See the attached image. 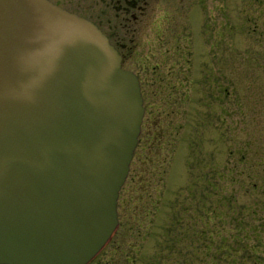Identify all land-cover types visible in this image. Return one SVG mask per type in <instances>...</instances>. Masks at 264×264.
I'll return each instance as SVG.
<instances>
[{"label":"water","instance_id":"water-1","mask_svg":"<svg viewBox=\"0 0 264 264\" xmlns=\"http://www.w3.org/2000/svg\"><path fill=\"white\" fill-rule=\"evenodd\" d=\"M145 115L92 20L0 0V264H89L116 233Z\"/></svg>","mask_w":264,"mask_h":264},{"label":"rangeland","instance_id":"rangeland-1","mask_svg":"<svg viewBox=\"0 0 264 264\" xmlns=\"http://www.w3.org/2000/svg\"><path fill=\"white\" fill-rule=\"evenodd\" d=\"M58 1L93 18L106 32L116 25L122 37L143 39L140 55H132L124 66L141 74L146 110L154 87L159 91L156 104H168L159 106L163 113L157 139L147 148L151 162L143 166L153 187L143 201L132 203L135 209L139 205L142 217L129 225L119 214L115 242L122 250L113 256L108 249L89 264H184V241L168 252L167 231L170 237L191 238L184 229L218 228L214 236L206 230L202 239H234L238 228L259 226L264 220V0H146L133 12L138 20L116 10L111 0ZM167 29L179 34L189 60L184 88L181 83L169 87L175 82H166L170 73L153 88L145 81L153 73L155 30ZM214 44L220 45L219 74L210 68ZM167 47L160 44L159 51ZM139 60L146 65L140 67ZM161 71L165 75L167 69ZM137 162L134 154L131 175ZM127 181L120 194L128 197ZM250 181L257 182L256 190ZM204 192L212 195L213 205L204 206ZM234 195L238 200L229 201ZM215 209L218 217L211 221L198 218L200 211L207 216Z\"/></svg>","mask_w":264,"mask_h":264},{"label":"trees","instance_id":"trees-1","mask_svg":"<svg viewBox=\"0 0 264 264\" xmlns=\"http://www.w3.org/2000/svg\"><path fill=\"white\" fill-rule=\"evenodd\" d=\"M150 141V137L146 134L140 137V146L139 148L137 147L135 152L138 166L135 164V168H132V172L134 170V175H131L132 173L130 172L127 181V184L131 183V188L129 187L128 189L129 199L126 195L122 194H120L119 198V208L121 212L122 210H125L128 214L125 217L126 222L132 224L135 222L137 224L138 218L142 217L143 213L139 209V205L136 207L137 210L133 208L132 203L136 200L139 202L143 201L146 197L145 194L148 187H153L152 182L154 179L150 182L149 180L152 179V177L149 176L148 170L143 168L144 164H150L151 162V158L147 157L149 156L147 148L150 146ZM226 170L228 173L230 168ZM227 180L231 182L229 177ZM256 183L254 184V182L250 181L249 187L252 185V189L256 190ZM203 194L202 196L205 201L204 206L206 207L209 203L213 205L212 195L207 192H204ZM232 198L235 199V202L238 200L236 195H234L229 197V201L233 202ZM196 212L198 213L199 210ZM208 214L209 215L205 216V214L200 211L198 213V218L201 217L204 223H207L208 221H211L212 218L218 217L216 209ZM206 230L210 231L212 236H214L215 234H218L220 229H209L207 227H198L192 230L190 228L184 229L186 234L189 235L192 233L191 238L182 237L183 234L178 238L175 236L170 237V230L167 231L165 235V246L167 251L170 252L172 249H176L177 246L184 241V264H203L204 261H207V264H264V220L259 226H251L250 231L246 230L243 226L238 228L236 235H234L233 232L234 239H213L210 237H208L210 239H202V237L207 234Z\"/></svg>","mask_w":264,"mask_h":264},{"label":"flooded vegetation","instance_id":"flooded-vegetation-1","mask_svg":"<svg viewBox=\"0 0 264 264\" xmlns=\"http://www.w3.org/2000/svg\"><path fill=\"white\" fill-rule=\"evenodd\" d=\"M51 1L54 2L55 4L60 5L61 7L65 8V9L69 10L68 8L62 6L58 0H51ZM111 3H115L114 8L116 10L121 11L124 14L129 15V14H132L134 12V10L142 9V7L146 5V0H111ZM69 11H72L74 13H77L81 16H84V17L92 20L104 31L101 24L99 22L93 20V18L82 15L76 11H73V10H69ZM132 18L138 20V15L133 13ZM120 25L126 31L129 30L127 28V24L126 25L120 24ZM155 31H156V36H157V41H156L157 43H155L153 41L154 42V43H152V45H153L152 54L153 55L150 56L151 60H154V62L152 64L153 65V71H152L153 73H152V76H150V78L148 80H145V81L150 82L152 84V88H153V86L156 85L154 83H157V81L158 80L160 81V79H162V81H165L167 79V77L169 76L168 74L170 73V76L168 77L166 82H172V80H175V82L170 84L169 87L173 88L175 86L173 84L181 83L180 88H184V85H183L185 83L184 82V74L187 73V75H188V68L185 66V64L188 65L189 60L184 59V44L181 42L179 34L176 32L173 33L172 32L173 30H170V29H167L166 33L165 32L162 33L161 31H157V30H155ZM104 33L107 34V36L110 38L111 43L119 50L120 54L122 55L123 66L125 65L127 60H129L131 57H133L132 55H136V54L140 55V49L143 45V39H141L140 37L134 36L132 38L130 37L129 39H127L125 36L122 37L119 34V29L116 25H110V32L104 31ZM160 44H166L168 46L164 52H162L161 50L159 51V45ZM219 47H220L219 44H214L213 49H212L213 52L211 51L212 52L211 56H212V65L213 66H211L210 68H212L213 74H215V70L219 74ZM138 64L140 65V67H144L146 65V64L141 65L140 60H139ZM210 64H211V61H210ZM162 68L167 69V72L166 73L164 72L165 75L161 71ZM179 73L182 75H180ZM136 74L138 75L140 82L142 84L143 78L141 77V74H139L138 72H136ZM179 76H183V77H181L179 79ZM141 89H142V85H141ZM143 92H144V90H143ZM158 92H159L158 89H156L155 87L153 88V91H151V95H152V98L154 100H153V103L151 102L150 111L146 110V107L144 105L145 115H144V119H143V123H142V132H141L142 136L145 134L148 135V137H150L151 141H153V142L157 139V131H158L157 128L159 127V125L161 123L160 118H161L162 113H163L161 107H159V106L160 105H164V106L168 105L166 103V101H163L160 104H156L155 99L159 95ZM170 96H174L173 93H170ZM143 98H144V96H143ZM145 100L146 99L144 98V101ZM159 109H161V110H159ZM139 143H140V141H139ZM128 177H129V175H128ZM118 214H120V216H122V217L124 216V218L126 217V215H128L125 212V210H122V212L119 211ZM119 220H120V218H119ZM120 223H121V220H120ZM129 225H132V223H129ZM119 226H120V224H119ZM115 234L112 236L110 241L106 244V246L102 249V251L91 262H93L96 258L99 257L100 254H102L104 251H107L108 249H110V255H113V256L115 255V253L118 250H122V245L120 246V243H118L117 241L115 242V239H117Z\"/></svg>","mask_w":264,"mask_h":264}]
</instances>
